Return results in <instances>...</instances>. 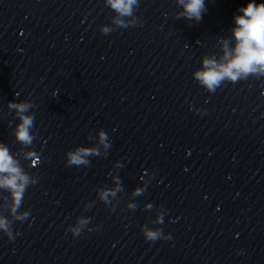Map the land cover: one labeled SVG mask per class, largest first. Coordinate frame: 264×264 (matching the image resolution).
Masks as SVG:
<instances>
[{"label": "clouds", "instance_id": "obj_1", "mask_svg": "<svg viewBox=\"0 0 264 264\" xmlns=\"http://www.w3.org/2000/svg\"><path fill=\"white\" fill-rule=\"evenodd\" d=\"M105 6L110 8L114 15L110 18V24L99 26L102 34H110L117 29L136 27L142 24L141 19L136 15L139 8V0H104ZM176 4L182 10L176 14V18L184 17L189 21L200 22L202 15L207 11L205 0H176ZM239 15H234V26L231 28L230 38H220L222 55L217 57L215 54H205L200 58L201 67L192 72V77L208 93H215L218 88L226 83L235 85L237 82L246 81L249 77L256 79L264 78V3H256L255 0L239 8ZM18 95V94H16ZM9 110H14L18 123L13 130L16 141L20 148L13 154L9 146L0 142V232L6 235L9 241L15 239L14 222H23L30 216V209L21 210L23 207L25 193L29 186L35 185L38 178L25 170L19 157L24 160H31L35 166L40 160V155L34 148V141L37 136L33 132L35 128V113L31 111L36 105L31 100L9 101ZM204 114L206 110L197 109ZM89 140H93V146H76L66 151L67 166L90 167L91 157H106L111 148L112 141L109 139L105 130H97L96 137L89 135ZM116 168L123 165L117 161ZM111 175V174H110ZM115 187L103 186L97 188V198L114 210L119 204L118 193L123 191L122 182L118 175H111ZM153 178L152 173H148L147 180L143 181V186L136 187L131 193L133 199L127 203V208L135 210L137 203L135 197L141 196L146 192L148 184ZM117 204L113 205V201ZM95 201L84 204V210L88 211ZM146 210H154L155 219H150L149 223L157 225L149 227L145 224L141 227V233L147 242L157 240H170V234H165L159 225L164 223V218L168 214L163 205L156 207L148 202L144 205ZM7 212V215L4 214ZM92 217L81 215L76 218L74 224L68 226L67 231L73 237H79L84 231L98 230L92 229L89 225Z\"/></svg>", "mask_w": 264, "mask_h": 264}]
</instances>
